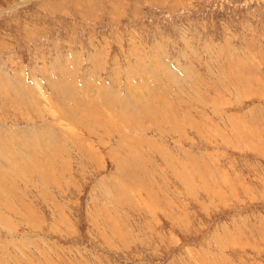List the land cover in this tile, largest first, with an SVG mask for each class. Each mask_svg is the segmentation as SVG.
<instances>
[{
    "label": "rangeland",
    "instance_id": "374dc122",
    "mask_svg": "<svg viewBox=\"0 0 264 264\" xmlns=\"http://www.w3.org/2000/svg\"><path fill=\"white\" fill-rule=\"evenodd\" d=\"M0 158V264H264V0H0Z\"/></svg>",
    "mask_w": 264,
    "mask_h": 264
},
{
    "label": "bare ground",
    "instance_id": "6f19581e",
    "mask_svg": "<svg viewBox=\"0 0 264 264\" xmlns=\"http://www.w3.org/2000/svg\"><path fill=\"white\" fill-rule=\"evenodd\" d=\"M61 75V74H60ZM62 77V76H61ZM58 78H59V76H58ZM64 78V77H63ZM14 80V79H13ZM52 82V81H51ZM56 82V81H55ZM60 82V81H59ZM60 85V84H59ZM62 85V84H61ZM58 86V85H57ZM63 86V85H62ZM62 86H60V88L62 87ZM55 87V86H54ZM59 88V89H60ZM58 89V90H59ZM61 90V89H60ZM41 96V95H40ZM31 134V133H30ZM3 139V138H2ZM29 140H30V138H29ZM27 141V140H26ZM19 142V141H18ZM33 142V141H32ZM6 143H8V142H6ZM7 147V146H6ZM13 148V147H12ZM16 148V147H15ZM5 149H7V148H5ZM5 151V150H4ZM7 151H8V149H7ZM21 151V150H20ZM26 151V150H25ZM13 152H15L14 150H13ZM9 153V152H8ZM27 153V152H26ZM6 154V153H5ZM24 154V153H23ZM28 154V153H27ZM32 154V153H31ZM10 155H12V154H10ZM9 154L7 155V157H9L10 156ZM26 155V154H25ZM24 155V156H25ZM30 155V154H29ZM28 155V157L30 158L31 156H29ZM24 156H22V157H24ZM3 157V156H2ZM21 157V156H20ZM26 157V156H25ZM54 157V156H53ZM10 158V157H9ZM32 158V157H31ZM1 159V158H0ZM7 159V158H6ZM21 159H23V158H21ZM2 160H3V158H2ZM19 160V159H18ZM26 160V159H25ZM24 161V160H23ZM34 162V161H33ZM26 164V163H25Z\"/></svg>",
    "mask_w": 264,
    "mask_h": 264
}]
</instances>
